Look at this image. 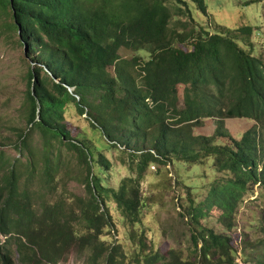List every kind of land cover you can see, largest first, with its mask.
Masks as SVG:
<instances>
[{
    "label": "trees",
    "instance_id": "obj_1",
    "mask_svg": "<svg viewBox=\"0 0 264 264\" xmlns=\"http://www.w3.org/2000/svg\"><path fill=\"white\" fill-rule=\"evenodd\" d=\"M188 1L207 13L204 0ZM3 15L13 19L10 29L19 33L21 27L20 43L38 53L36 61L45 68L42 76V69L27 75L28 126L43 139L42 154L24 133L19 149L29 152L27 171L20 159L0 153V264H66L73 250L88 252L87 264L102 259L125 264V257H118L123 246L102 241L112 225L107 198L131 227L129 239L139 240L138 263L239 264L240 254L243 264H264V215L251 228L259 236L246 235L237 250L230 234L247 197L258 194L256 200L264 204V58L253 55V45L240 46L251 40L252 27L182 35L169 28L164 0H0ZM189 41L191 48L183 47ZM124 48L146 58L137 64L140 81L120 68L118 76L108 74ZM68 104L79 116H89L92 128L105 137V148L119 146L128 156V175L118 188L104 185L100 172L111 166L102 151H92L83 132L72 137L65 120ZM207 119L216 120V134L195 135ZM227 119L256 125L238 140L226 130ZM222 138L230 144H220ZM63 144L86 164L81 177L86 198L67 192L66 178L58 177L65 163L57 147ZM168 164L206 168L200 181L214 173L218 177L206 199L191 197L193 185L187 204L179 199L192 237L188 246L166 256L148 242L142 217L152 197L142 195L140 186L152 166ZM57 188L70 193L73 203L47 199V190ZM212 212L223 232L205 224Z\"/></svg>",
    "mask_w": 264,
    "mask_h": 264
},
{
    "label": "rangeland",
    "instance_id": "obj_2",
    "mask_svg": "<svg viewBox=\"0 0 264 264\" xmlns=\"http://www.w3.org/2000/svg\"><path fill=\"white\" fill-rule=\"evenodd\" d=\"M165 6L170 13L169 28L176 33L186 35L194 31L195 36L200 31L205 30L210 34L221 32L223 28L237 30L243 26H249L253 29L251 40L240 43L241 47L253 45L255 48L254 56L264 58V0H204L207 13H203L199 6L191 1L185 0L186 4L178 3L174 0H164ZM13 19L5 15L0 16V153L4 157L20 159L26 163L29 158V152L25 149H19L20 135L31 134V127L28 126L30 114V102L28 99V72L30 69H42L40 75L44 72V65L36 61L38 53H30L29 48L20 43V35L16 29H10L9 25ZM242 39V38H241ZM177 43L175 45H179ZM191 41L186 42L183 47L191 48ZM182 48V46H181ZM120 63L108 68V74L111 77L118 76L119 68L121 73L127 75L131 73L139 80L141 69L139 65L146 58L143 54L135 53L126 48L120 50ZM142 57V58H140ZM138 59V62H135ZM126 61V63H124ZM135 64L137 66H135ZM46 71V69H45ZM47 72V71H46ZM57 81V80H56ZM73 92V89H70ZM183 106V101L180 104ZM65 120L68 129L74 139L83 132V139L87 141L88 146L94 152L102 151V154L110 163V169L100 172L105 180L104 185L109 188H118L120 181L128 175V156L117 148H105L107 141L102 133L94 130L91 126L93 121L88 115L79 116L74 104H68L65 112ZM215 119H207L202 127L194 129L195 135L214 136L218 130ZM256 125L255 121L248 119H227L225 122L226 130L234 138L241 140L243 135ZM79 139H82L81 137ZM109 141V139L107 138ZM43 139L39 133L31 134V144L38 155L42 154L41 146ZM110 143V141H109ZM220 144H230L229 139L222 138ZM65 145V144H63ZM58 145L57 150L62 153V161L65 163L58 172V177H64L67 180V192H73L81 195L83 198L88 196L86 185L81 183V177L87 172L84 164L70 148L66 145ZM126 158V160H125ZM9 160V161H11ZM96 170L94 174H96ZM207 173L206 168L200 170H189L180 168L175 164H170L165 168L163 166H152L145 174V179L141 183L140 190L142 195L149 199L148 207L144 209L142 222L143 227L147 229L148 242L155 248L161 250L164 255H168L171 249L181 250L182 246H188L192 237L189 222L180 214L184 212L180 208V200L186 205L190 200L189 187L196 186L192 198L202 201L207 198L210 185L218 177L212 174L203 181L199 179ZM39 181L34 180L33 184L37 187ZM47 199L52 203L63 200L69 206L73 203V197L70 193H64L57 188L56 192L47 190ZM72 197V198H70ZM255 197H247L242 203L238 215L237 228L230 232L233 237V246L241 245L246 235L253 238L259 236L252 231V225L262 220L264 215V204L256 200ZM70 198V199H68ZM107 200V208L112 217V225L105 228L102 241L107 244H121L123 246L122 254L119 259L125 257V264H144L143 261L137 262L135 258V247L139 240H130L131 227L123 218L117 209L116 203L111 199ZM205 224L218 232H223L224 228L217 219V212H212L206 219ZM4 241V239H2ZM239 241V244H236ZM189 252L185 253L187 257ZM244 257V251H243ZM89 258L88 252L80 253L78 250L71 251L69 261L66 264H87ZM242 255L239 254L237 263L243 264ZM98 264H106L102 259Z\"/></svg>",
    "mask_w": 264,
    "mask_h": 264
},
{
    "label": "water",
    "instance_id": "obj_3",
    "mask_svg": "<svg viewBox=\"0 0 264 264\" xmlns=\"http://www.w3.org/2000/svg\"><path fill=\"white\" fill-rule=\"evenodd\" d=\"M19 35L21 36V27H19Z\"/></svg>",
    "mask_w": 264,
    "mask_h": 264
},
{
    "label": "clouds",
    "instance_id": "obj_4",
    "mask_svg": "<svg viewBox=\"0 0 264 264\" xmlns=\"http://www.w3.org/2000/svg\"><path fill=\"white\" fill-rule=\"evenodd\" d=\"M56 82H59V80H57ZM240 264V263H239Z\"/></svg>",
    "mask_w": 264,
    "mask_h": 264
}]
</instances>
